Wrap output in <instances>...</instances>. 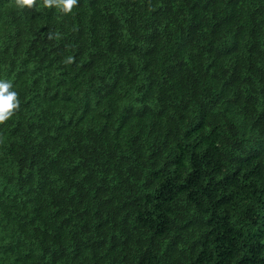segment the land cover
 Returning a JSON list of instances; mask_svg holds the SVG:
<instances>
[{"label":"trees","instance_id":"trees-1","mask_svg":"<svg viewBox=\"0 0 264 264\" xmlns=\"http://www.w3.org/2000/svg\"><path fill=\"white\" fill-rule=\"evenodd\" d=\"M0 264H264V0H0Z\"/></svg>","mask_w":264,"mask_h":264}]
</instances>
